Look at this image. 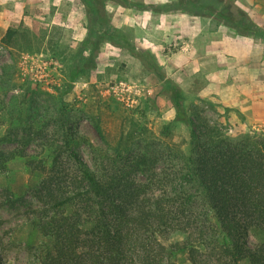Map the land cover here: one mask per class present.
<instances>
[{"label": "rangeland", "instance_id": "rangeland-1", "mask_svg": "<svg viewBox=\"0 0 264 264\" xmlns=\"http://www.w3.org/2000/svg\"><path fill=\"white\" fill-rule=\"evenodd\" d=\"M130 1L135 5L101 3L108 36L96 66L69 79L80 53H90L83 40L94 15L85 1L0 0V149L15 152L0 165V259L5 264H40L52 247V237L36 220L58 210L45 211L39 173L28 162L49 161L48 144L61 139L56 125L60 108L83 135L80 154L92 168H108V175L124 169L148 197L183 206L197 223L187 231L193 238L213 234L214 219L202 199L172 202L183 182L179 153L189 151L191 128L175 120V107L164 92L166 80L183 89L188 112L199 111L210 126L232 136L264 135V41L239 34L190 0ZM234 3L264 27V0ZM10 27L16 36L6 45L2 38ZM120 143L121 148L131 143L133 152L148 151L149 164L130 169L131 162L116 152ZM182 190L198 195L191 185ZM79 206L89 218L90 208ZM176 230L164 229L163 236L183 240L186 234ZM247 241L254 245L257 238L248 233ZM173 259L188 264V252Z\"/></svg>", "mask_w": 264, "mask_h": 264}, {"label": "trees", "instance_id": "trees-1", "mask_svg": "<svg viewBox=\"0 0 264 264\" xmlns=\"http://www.w3.org/2000/svg\"><path fill=\"white\" fill-rule=\"evenodd\" d=\"M84 1L94 15L93 28L83 40L90 53H80L70 67L69 79L96 66L98 50L108 36L104 26L109 20L101 5L104 0ZM116 1L125 7L135 5L130 0ZM190 1L239 34L264 41V27L234 0ZM96 25L100 29H95ZM15 36L10 27L2 41L12 45ZM164 92L175 107V120L191 128L189 151L179 153L183 182L170 198L173 204L184 198L187 203L202 199L213 214V234L193 238L187 231L197 224L194 214L186 213L183 206L169 205L161 196L148 197L140 182L123 174L124 169L108 175V168H92L80 154L78 140L83 135L69 125L68 112L60 108L56 125L61 139L48 144L49 161L28 162L39 173L37 189L45 211L58 210V214L41 213L36 220L44 235L53 239L40 264H181L173 259L181 251L188 252V264H264V135L232 136L210 126L199 111L188 112L184 91L172 80H166ZM168 128L166 125L164 130ZM130 145L121 148L120 143L116 152L131 162L130 169H144L151 156L144 150L133 152ZM100 151L108 155V149ZM14 154L13 150L0 149V165ZM186 184L195 187L198 195H186L182 190ZM79 204L90 208L89 218L83 217ZM69 208L74 211L66 212ZM169 228L182 231L186 237L176 241L165 238L163 230ZM248 233L257 238L254 245L248 243ZM0 264L5 263L0 259Z\"/></svg>", "mask_w": 264, "mask_h": 264}, {"label": "built area", "instance_id": "built-area-1", "mask_svg": "<svg viewBox=\"0 0 264 264\" xmlns=\"http://www.w3.org/2000/svg\"><path fill=\"white\" fill-rule=\"evenodd\" d=\"M113 89H115V86H112Z\"/></svg>", "mask_w": 264, "mask_h": 264}]
</instances>
